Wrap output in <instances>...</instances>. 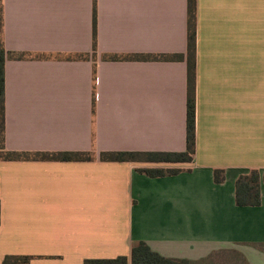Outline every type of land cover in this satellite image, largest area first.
<instances>
[{
  "label": "crops",
  "instance_id": "0c3cea01",
  "mask_svg": "<svg viewBox=\"0 0 264 264\" xmlns=\"http://www.w3.org/2000/svg\"><path fill=\"white\" fill-rule=\"evenodd\" d=\"M3 10L4 145L31 157L0 160V264H131L139 242L190 264H264V183L259 206L236 202L240 176L264 175V0H197L190 163L101 160L186 151L188 0H3Z\"/></svg>",
  "mask_w": 264,
  "mask_h": 264
},
{
  "label": "trees",
  "instance_id": "16d2710c",
  "mask_svg": "<svg viewBox=\"0 0 264 264\" xmlns=\"http://www.w3.org/2000/svg\"><path fill=\"white\" fill-rule=\"evenodd\" d=\"M196 10L197 0H188V51L186 56L188 72V97H187V149L181 153H103L102 161L111 162H155V163H190L196 153ZM3 0H0V160H19L31 157L29 154H19L8 152L4 145L5 126V78L4 66L6 61V51L4 48V15ZM94 50H96V3L94 4ZM81 58V57H80ZM114 58L111 60H119ZM153 60H184V55L174 57H142ZM51 160L62 161H87L92 160V156L87 153H52L45 156ZM148 175L161 177L166 174H176L179 169L174 170H148ZM223 171L215 172V181H223ZM264 183V175L261 176L258 170H252L246 175L240 176L236 183V202L238 206H259L261 203V186ZM28 257H9L3 264H28ZM86 264H128L126 257H118L113 260L86 261ZM131 264H190L186 260L165 258L153 251L146 243L135 244L131 252Z\"/></svg>",
  "mask_w": 264,
  "mask_h": 264
},
{
  "label": "rangeland",
  "instance_id": "374dc122",
  "mask_svg": "<svg viewBox=\"0 0 264 264\" xmlns=\"http://www.w3.org/2000/svg\"><path fill=\"white\" fill-rule=\"evenodd\" d=\"M218 257H215L213 260L210 261V264H216L215 260H217Z\"/></svg>",
  "mask_w": 264,
  "mask_h": 264
}]
</instances>
